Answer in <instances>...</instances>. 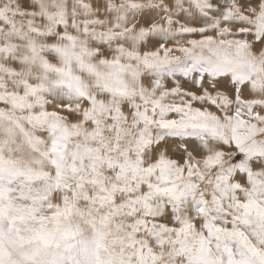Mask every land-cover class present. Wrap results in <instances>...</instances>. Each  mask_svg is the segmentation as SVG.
Returning a JSON list of instances; mask_svg holds the SVG:
<instances>
[{
  "label": "snow or ice",
  "instance_id": "snow-or-ice-1",
  "mask_svg": "<svg viewBox=\"0 0 264 264\" xmlns=\"http://www.w3.org/2000/svg\"><path fill=\"white\" fill-rule=\"evenodd\" d=\"M0 264H264V0H0Z\"/></svg>",
  "mask_w": 264,
  "mask_h": 264
}]
</instances>
